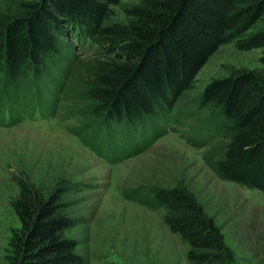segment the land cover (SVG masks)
<instances>
[{
	"label": "trees",
	"instance_id": "trees-1",
	"mask_svg": "<svg viewBox=\"0 0 264 264\" xmlns=\"http://www.w3.org/2000/svg\"><path fill=\"white\" fill-rule=\"evenodd\" d=\"M119 1L1 0L0 92L11 97L6 85L13 87L27 73L32 86L47 88L33 75L47 72L46 59L58 55L56 62L63 66L48 59L58 66L49 70L54 80L56 72L71 74L73 67L65 100L72 103L80 92L92 114L102 116L100 125L134 124L171 110L218 45L233 41L238 49L264 47V26L257 24L264 0H136L122 6L123 21L106 22L109 5ZM66 26H77V35L94 47L79 65L57 47L56 33ZM259 61L264 65V50ZM191 102L208 110L202 122L211 123L215 132L211 152L203 154L210 169L264 193V76L253 68L232 67L210 78ZM12 179L17 192L9 204L18 224L7 237L6 263L87 264L75 248L76 238L65 233L77 221L69 195L84 184L59 178L44 187L25 175ZM141 189L133 190L134 197L162 208L163 224L186 243L187 264H232V250L219 226L182 181Z\"/></svg>",
	"mask_w": 264,
	"mask_h": 264
},
{
	"label": "rangeland",
	"instance_id": "rangeland-1",
	"mask_svg": "<svg viewBox=\"0 0 264 264\" xmlns=\"http://www.w3.org/2000/svg\"><path fill=\"white\" fill-rule=\"evenodd\" d=\"M134 2L110 4L105 21H123L122 6ZM257 24L264 26V15ZM76 28L66 26L56 33V42L73 64L79 65L94 47L77 35ZM262 50L264 47L238 49L233 41L218 45L196 72L192 87L180 94L171 110L161 109L155 117L145 116L134 124L100 125L102 116L92 114L80 92L72 97V103L65 100L73 67L69 66L71 74L62 67L64 76L58 71L54 80L49 70L57 71L58 66L49 64L63 66L56 62L58 55L48 58L51 62L46 59L47 72L33 75L47 88L32 86L28 73L13 87L6 85L4 91L11 97L2 93L0 98V264H7V237L10 228L18 224L9 204L17 192L12 179L17 175L44 187L59 178L84 184L69 195L77 221L65 233L76 238L75 248L87 264H187L186 243L163 224L162 208L142 204L133 192L176 180L182 181L213 217L232 250V264H264V193L222 179L210 169L203 154L211 152L215 132L211 123L202 122L208 110L191 102L210 78L224 75L232 67L253 68L264 76L259 61ZM41 117L50 122L33 126L31 119ZM103 157L110 165L100 160Z\"/></svg>",
	"mask_w": 264,
	"mask_h": 264
},
{
	"label": "clouds",
	"instance_id": "clouds-1",
	"mask_svg": "<svg viewBox=\"0 0 264 264\" xmlns=\"http://www.w3.org/2000/svg\"><path fill=\"white\" fill-rule=\"evenodd\" d=\"M110 157H111V156H110ZM115 157H118V156L111 157V159H112V158L114 159Z\"/></svg>",
	"mask_w": 264,
	"mask_h": 264
}]
</instances>
